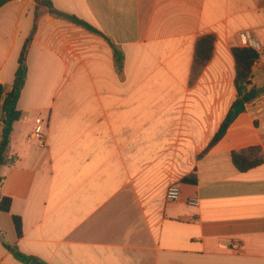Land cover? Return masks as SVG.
Here are the masks:
<instances>
[{"label": "crops", "instance_id": "1", "mask_svg": "<svg viewBox=\"0 0 264 264\" xmlns=\"http://www.w3.org/2000/svg\"><path fill=\"white\" fill-rule=\"evenodd\" d=\"M50 1L0 9L6 94L29 43L16 161L0 170V199L12 200L0 264H23L4 242L47 264H264V92L212 145L237 99L244 33L264 89V0ZM208 35L214 53L197 68ZM37 118L44 148L28 142ZM235 152L263 161L241 172ZM172 184L178 202L166 198Z\"/></svg>", "mask_w": 264, "mask_h": 264}, {"label": "trees", "instance_id": "2", "mask_svg": "<svg viewBox=\"0 0 264 264\" xmlns=\"http://www.w3.org/2000/svg\"><path fill=\"white\" fill-rule=\"evenodd\" d=\"M11 0H0V9ZM42 4L53 9L50 0H39ZM71 21L86 27L87 29L97 32L96 29L92 28L90 25L86 24L79 19L68 16ZM29 43H27L23 49L20 57L19 68L16 72L15 82L12 90L9 93H5V86L0 83V103L2 104V111L4 113V118L0 120L2 125V135L0 137V170L1 167L5 165H13L15 159L8 156V150L12 141V133L14 130V124L18 122L22 113L18 109V103L22 94V91L26 84L28 69L26 65V57L28 53ZM115 52L117 53V58L119 62L123 61V55L118 49L113 45ZM215 49V37L213 35H208L202 37L196 46L195 54V66L197 68L204 67L212 58ZM236 64H237V78H236V88H237V99L231 107V110L224 121L219 132L215 136L212 145L219 142L226 134L230 125L235 121V119L245 112L246 106L253 101H255L263 90L257 89L252 84V71L256 61L259 59V54L256 50L252 48H236L233 51ZM263 160L250 161L244 154L235 152L233 153V162L236 168L241 172H246L249 169L258 166ZM3 181V177L0 174V183ZM12 207V200L9 198L0 199V212H10ZM14 222L16 226L17 233L19 237L23 235V224L20 217L14 216ZM1 237V235H0ZM5 247L14 255V257L22 262L23 264H32L36 262L37 264H47L35 257L25 255L21 253L17 248L10 246L4 242Z\"/></svg>", "mask_w": 264, "mask_h": 264}, {"label": "built area", "instance_id": "3", "mask_svg": "<svg viewBox=\"0 0 264 264\" xmlns=\"http://www.w3.org/2000/svg\"><path fill=\"white\" fill-rule=\"evenodd\" d=\"M243 43L248 47L252 48L254 50H258L259 47L254 41L251 39V36L249 33H244L241 35ZM4 118V113L2 111V104L0 103V120ZM45 122L42 118H37L35 121V127L31 134V136L28 138L29 143H37L39 147H46L47 145V137L45 136L44 129H45ZM166 198L170 202H178L182 198L181 188L177 184H172L168 187ZM190 205L197 206L199 205L198 199H191L188 202Z\"/></svg>", "mask_w": 264, "mask_h": 264}, {"label": "water", "instance_id": "4", "mask_svg": "<svg viewBox=\"0 0 264 264\" xmlns=\"http://www.w3.org/2000/svg\"><path fill=\"white\" fill-rule=\"evenodd\" d=\"M32 264H37L36 262H33Z\"/></svg>", "mask_w": 264, "mask_h": 264}]
</instances>
